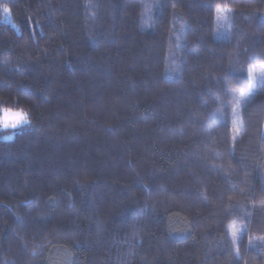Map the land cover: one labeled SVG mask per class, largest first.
Listing matches in <instances>:
<instances>
[{
  "label": "trees",
  "instance_id": "16d2710c",
  "mask_svg": "<svg viewBox=\"0 0 264 264\" xmlns=\"http://www.w3.org/2000/svg\"><path fill=\"white\" fill-rule=\"evenodd\" d=\"M263 16L0 0V264H264Z\"/></svg>",
  "mask_w": 264,
  "mask_h": 264
},
{
  "label": "rangeland",
  "instance_id": "374dc122",
  "mask_svg": "<svg viewBox=\"0 0 264 264\" xmlns=\"http://www.w3.org/2000/svg\"><path fill=\"white\" fill-rule=\"evenodd\" d=\"M221 12H222L221 28L224 31H226L229 27V22H230L231 17H233V13H231L227 9H223ZM262 18L264 19V16ZM227 19H228V24H226ZM250 70H251V73H250L251 81H250L249 89L245 93L244 92L240 94H237L236 92L234 93V101H233L234 115H239L241 107H243V105L245 104V101L249 97H251V95L256 93V91L258 90L264 89V65H259V66L256 65ZM237 122H235V126H234L235 134L239 133V128H238L239 125ZM21 125L23 124H19L16 127L21 126ZM0 128H5V127L0 126ZM7 128H15V127H7ZM232 232H233L234 239L238 241L241 231L238 230L237 227H235L232 229Z\"/></svg>",
  "mask_w": 264,
  "mask_h": 264
},
{
  "label": "snow or ice",
  "instance_id": "6c2138e0",
  "mask_svg": "<svg viewBox=\"0 0 264 264\" xmlns=\"http://www.w3.org/2000/svg\"><path fill=\"white\" fill-rule=\"evenodd\" d=\"M0 126L16 127L19 124H26L28 122L27 115L22 110L13 111L11 109H0Z\"/></svg>",
  "mask_w": 264,
  "mask_h": 264
}]
</instances>
